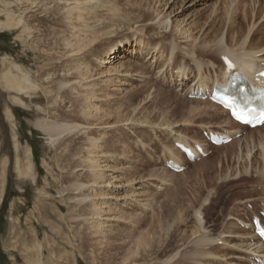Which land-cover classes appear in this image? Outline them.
Here are the masks:
<instances>
[{
    "label": "rangeland",
    "instance_id": "1",
    "mask_svg": "<svg viewBox=\"0 0 264 264\" xmlns=\"http://www.w3.org/2000/svg\"><path fill=\"white\" fill-rule=\"evenodd\" d=\"M7 1L14 0H0V11L14 9L23 23L20 29L0 30V264H264L251 261L255 255L249 245L261 240L251 237L253 227L243 225L253 224L264 211L259 173L264 171V130L240 129L216 108L201 117L189 114L190 89L198 88L199 75L202 81L215 80L226 67L217 42L239 49L252 31L247 45L264 50V0H179L175 12L168 6L160 15L166 0H128L142 3L143 10H128L126 0H15L22 3L12 9ZM116 2L122 16H114ZM232 5L238 8L237 24L245 14L246 24L230 26ZM176 24L189 29L191 37L177 32ZM23 25L30 31L24 33ZM94 37L93 45L78 51ZM172 43L178 47L173 51ZM155 47L159 53L149 55ZM122 53L120 69L103 77L107 62ZM13 64L35 83L24 95L26 105L15 103L16 94L1 84ZM180 67L187 74L184 81L177 77ZM92 88L97 99L83 102ZM86 102L106 117L94 121L88 109L90 119L83 117ZM43 118L67 119L80 130L52 145L35 127ZM218 132L233 135V146L226 144L230 149L209 143L207 134ZM180 135L193 144L202 141L207 155L194 162L184 156L178 172L183 175L174 177L165 148ZM94 139L103 147L89 154ZM247 152L253 153L251 159ZM95 160L108 164L94 169L114 178L112 185L91 186ZM98 205L100 216L94 214ZM199 210L211 237L224 239L208 247L213 258L192 262ZM181 214L185 222L174 223ZM138 216L145 217L139 222ZM141 233L154 237L152 247L135 262H124Z\"/></svg>",
    "mask_w": 264,
    "mask_h": 264
},
{
    "label": "bare ground",
    "instance_id": "2",
    "mask_svg": "<svg viewBox=\"0 0 264 264\" xmlns=\"http://www.w3.org/2000/svg\"><path fill=\"white\" fill-rule=\"evenodd\" d=\"M120 1V0H119ZM172 0H166L164 2V5L161 7V10L162 11H156V12H159L158 15H160L161 13L165 12V9L169 6V9L171 10V8L173 9L171 14L173 12L176 11V5L179 3L177 1L179 0H174L171 4ZM230 1V0H229ZM228 1V2H229ZM235 1L234 3H236L237 1L236 0H231L230 2H233ZM240 0H238V3H239ZM131 1H128L126 0V6L129 7L128 10H133V9H139V10H143L144 9V6L142 5V3H139V5L137 4H134V5H131L130 4ZM163 0H161L160 3H162ZM185 2V1H184ZM17 3H22V2H17V1H7L6 3V7L9 8V9H12L13 6H16ZM34 3V2H33ZM115 4V3H114ZM119 4L120 2H116L115 6L116 8L118 7V10L117 12H115L114 16H117V15H121V8L119 7ZM183 4V3H182ZM232 4V3H231ZM240 4V3H239ZM19 6L22 5V4H18ZM17 5V6H18ZM180 5V4H179ZM230 5V4H228ZM235 5V4H233ZM232 5V6H233ZM23 7V6H22ZM182 7V6H181ZM227 7V6H226ZM229 7V6H228ZM234 8V11L232 12L234 14H232V18H230V26L233 27L234 24L236 25H242V24H246V20H247V16L245 14V17H244V20L240 21L239 24H237V19H238V16H237V6H233ZM163 8V9H162ZM8 9V10H9ZM178 9V8H177ZM231 9V7H230ZM232 9V10H233ZM13 10H10L8 11L7 14H3L2 11H0V30L3 29V28H19L20 25H22L23 23V19L22 18H17L15 17V14L13 13ZM112 10L114 11L115 9L112 8ZM127 10V9H126ZM125 10V11H126ZM229 10V9H228ZM230 10V12L232 11ZM226 12V11H225ZM229 12V13H230ZM19 13V12H18ZM127 13V11H126ZM112 15V14H111ZM231 15V14H229ZM5 16V21H3V17ZM113 16V15H112ZM129 16V14H125L123 15V17H127ZM140 16H143V15H140ZM118 17V16H117ZM168 16H166L165 18H167ZM79 18L81 19L82 18V14H79ZM162 23V22H160ZM164 24V22H163ZM229 26V27H230ZM176 28H177V32L179 30L180 34L182 35H185L186 38H189L191 37V33L189 34V29H184L182 28V24H176ZM20 29V28H19ZM22 30L23 32L27 33V31H30V29L23 25L22 27ZM21 30V31H22ZM230 30V28H229ZM232 30V29H231ZM20 31V32H21ZM234 31V30H233ZM240 34H238V36H240L241 34H243L241 32V30L238 32ZM23 35V33H21ZM27 35H25L24 37H26ZM243 36V35H241ZM252 31H249L243 38V41H242V44L240 45V48L239 49H230V48H227L225 47L222 43L220 42H217L215 44V48L216 50L219 52V54L223 57V59L227 58L228 60H230L233 64L232 66L230 67L229 65H226V67L222 70V73L221 75H218L215 79V80H208V81H202L204 80V78L202 76L199 75L198 78L199 81L196 85H199L198 88L195 86L193 89H190L192 90V101H189L190 103H192V106L191 108L189 109V114L190 116L192 115V117H195V116H200V115H207L208 112H207V108H216L219 112H221V114L223 115H227L228 112L226 110H224L223 108H221L220 106H217V104H215L214 102L211 101V93L212 91L217 88V87H224L228 84V81H229V78L230 76L234 73V72H239V75L240 76H243L245 77L246 79H248V81L255 87V89H260V88H263L264 87V77H262L260 75V73L262 71H264V50H259V48L257 47L256 49H252L249 47V44L247 45L249 39L252 37ZM22 37V36H21ZM87 38V37H86ZM28 39V38H27ZM89 39V38H88ZM227 39V38H226ZM84 40V39H83ZM82 40V41H83ZM90 40V39H89ZM87 41L89 44L88 45H83V44H79L77 46V49L78 51H81L83 47H86V46H91L92 43H94L96 41L95 37L90 40V41ZM81 41V42H82ZM223 42V41H222ZM24 44V43H23ZM26 44V43H25ZM227 44V43H226ZM93 45V44H92ZM245 47V50L243 51L242 49H244ZM247 47V48H246ZM178 47L175 45V43H172L171 44V50H175L177 49ZM248 48H250L251 50H248ZM149 50V49H148ZM153 50V51H152ZM157 50V51H156ZM150 53L149 55H154L155 53L157 54V52L159 53V50L155 47V48H151V50H149ZM125 53V52H124ZM263 54V55H262ZM116 55V54H115ZM122 55L121 56H115V57H112L114 61L112 60H109L110 62H107V66L104 70V74H103V77H110V76H113L115 74V72H117L119 69H120V66H118V62L121 61L120 59H125V55L122 53L120 54ZM215 58V57H213ZM172 59V58H171ZM173 60V59H172ZM194 60V59H193ZM13 61V60H12ZM112 61V62H111ZM17 62V61H16ZM198 65L199 67V70H201V65L200 63L197 61L196 63V66ZM10 66V65H8ZM123 66V65H121ZM6 67V66H5ZM137 67V66H136ZM140 67V66H139ZM135 68V67H134ZM130 69V68H129ZM5 70V69H4ZM3 70V71H4ZM88 70V69H87ZM86 70V75L88 74L89 70L87 71ZM173 71V70H172ZM69 72V71H68ZM83 73V72H81ZM69 74V73H68ZM79 76H81L80 72H78ZM84 74V73H83ZM83 74H82V77H83ZM201 74V73H200ZM2 75V74H1ZM85 76V75H84ZM177 77L179 81H184L185 78L187 79V74L185 73V70H183L182 67L179 68V71L177 72ZM98 79V78H97ZM1 84H3V86L10 92H13L15 93V98H14V102L19 104L20 105H26L25 104V101H24V95L28 94V92L30 91L31 88L34 87V84L29 76L25 73L24 69L22 68L21 65L19 64H13V67H11L8 71H6L5 73H3L2 77H1ZM68 82V81H67ZM212 82V86L210 87V83ZM181 83V82H180ZM107 85H109L108 83H106ZM66 85V84H61L60 88H63V86ZM110 86V85H109ZM73 89V88H72ZM71 89V90H72ZM75 90V89H74ZM153 90V89H152ZM104 91V90H103ZM159 91V90H158ZM208 91H209V94H208ZM156 92V91H155ZM190 92V91H189ZM251 93V92H250ZM97 95V91L95 89H90V90H87L85 95L83 96V102L84 101H88L89 99L91 100L92 98H96ZM149 96V95H148ZM12 97V96H11ZM87 103V102H86ZM24 107V106H23ZM83 109V117L87 118L88 120L90 119V116H89V113L87 111L88 110H92L91 113H92V117L94 119V121H98V120H101L103 119V117H106L107 114H104L102 115V113L100 114H97V112L101 111L100 108H98L97 106H94V105H88V103L86 105H83L82 107ZM137 109V108H136ZM99 110V111H98ZM50 113V112H48ZM188 113V112H187ZM129 115V114H128ZM10 116V115H9ZM118 116H121V112H118ZM201 117V116H200ZM127 119V118H126ZM128 120V119H127ZM147 120V119H146ZM228 121L230 122V124H233L235 125L236 127H239L240 129H244V128H247L246 126H243L237 122H235L234 120L232 119H228ZM166 123V122H165ZM171 124H169L170 126ZM35 127L40 131L42 132L45 136L48 137L50 143L52 145H57L58 143H60L61 141L69 138V137H72V136H75V134L77 133L78 130H80V126H78L77 124H74V123H70L67 121V119H62L61 121L59 120H51V119H47V118H43V119H39L36 121L35 123ZM170 129V127H168ZM249 129V128H248ZM254 132H261L264 130V125L262 127H259V128H255V129H252ZM236 134V133H235ZM208 135V140H209V143H211L212 145H215L216 149L218 150H221V149H230L229 147L230 146H233V140L231 141L232 142V145L230 144L229 145H226V144H229V143H222V144H214L213 141L211 140V134H207ZM212 135L214 137H218V138H231L233 135H230V133L226 134L224 132H218V133H212ZM250 138V137H249ZM168 139V138H167ZM176 141L174 142V145L169 147V150L168 148H165V150H167V154H169V157H167V164L169 162L171 163H174L176 165H179V166H182L183 165V160L184 159L183 157L185 156V158L188 160V161H191V162H194L196 160H198L199 158H203L207 155V150L200 144L201 142L200 141H196V143H191V141H189V139H187L185 136H178V138L175 139ZM264 140V138L262 139ZM95 142H93L92 144V149L89 150V154H93L95 152L97 153H101V150L100 148H102V144H100V140L98 139H94ZM16 142V150L15 152L16 153V160H17V164L20 163V151H19V144L17 141ZM163 148V147H162ZM185 149H188L191 151L192 153V156L194 158H196V160L194 159H191L189 157V155H187L185 153ZM97 150V151H95ZM232 150V149H231ZM230 151V150H229ZM233 151V150H232ZM231 152V151H230ZM235 152V151H234ZM242 150L240 151V154L243 155L242 153ZM252 152H247V158L248 159H251V156H252ZM227 156V155H225ZM31 159V158H30ZM239 159H240V155H239ZM108 165V164H107ZM106 166H101L100 164V160H95L93 161L92 165H91V169L92 170V174H91V182L93 185H91L92 187H95L98 186L99 184H109V185H112L113 182L112 180L114 178H110L109 180L106 178V176L104 175L103 173V170L100 171V170H96L94 168H103V167H107ZM198 164H196L195 166H197ZM161 170V169H160ZM168 170V169H167ZM162 171V170H161ZM21 173V171H19ZM105 172V171H104ZM171 176H174L177 175L176 173H178L179 171H175L173 169H171L169 167V171H168ZM245 172L249 173L248 169L245 170ZM260 176L264 177V171H260ZM179 174V173H178ZM159 175V174H158ZM181 175V174H179ZM183 175V174H182ZM181 175V176H182ZM241 175V173L239 174ZM114 177V176H113ZM262 177V179H263ZM182 178V177H181ZM183 179V178H182ZM135 179H133L134 181ZM132 181V182H133ZM112 183V184H111ZM104 184V185H105ZM122 184V183H121ZM166 185V184H165ZM82 186V185H81ZM83 187V186H82ZM71 188L72 189H79L80 187L78 186V184H72L71 185ZM81 189V188H80ZM161 189V188H160ZM94 191V190H93ZM133 192V191H132ZM95 193H96V190H95ZM137 192H133V197L134 195L136 194ZM142 193V192H141ZM130 194V193H129ZM97 196V193L94 194V197ZM136 196V195H135ZM171 196V195H170ZM132 197V198H133ZM175 197V196H174ZM131 198V199H132ZM174 199V198H173ZM176 199L175 198L174 200H171L173 201V203H176ZM83 200V199H82ZM85 200V199H84ZM257 200V199H256ZM133 201V200H132ZM170 201V202H171ZM249 202V201H247ZM263 202V201H262ZM244 203V202H243ZM130 205V204H129ZM94 208V207H93ZM130 208V207H129ZM100 210H101V205H98V206H95L94 208V214L97 216H100L99 213H100ZM110 211V210H109ZM113 211V210H112ZM125 211V210H124ZM111 212V211H110ZM94 215V216H95ZM123 215V214H122ZM117 216V215H116ZM262 216H264V211L262 212ZM145 217V216H144ZM144 217H141V216H138V221L141 222ZM259 218V216H257ZM125 218V217H124ZM195 218H196V223H197V227H196V233H194V242L193 243V246H194V251H192L191 254H189V256L195 258V259H192V262H197L198 259H206V258H213L214 255L210 253V249L208 247H213V246H216V245H219V244H223V239H224V236L223 237H211L210 233L208 231L205 230L204 228V218H203V215L201 214L200 210L199 211H196L195 212ZM184 223L185 222V216L183 214L180 215V218L179 219H176L174 221V223ZM243 222V221H242ZM169 224V229H167V231L170 230L174 227L173 225L175 224ZM162 224V223H161ZM160 225V223H159ZM243 225L245 227H253V234L251 235V237L253 239H256V240H261L260 239V236L256 233V229L255 227L253 226L254 224H250V223H243ZM99 226H102V224H100ZM168 228V227H167ZM166 230V229H165ZM164 232V231H163ZM166 232V231H165ZM166 234L169 235V233L166 232ZM165 236V235H164ZM153 239L154 237H150L149 234L147 233H141L138 237H136L134 239V247L132 250H130L129 252V255L127 258L124 259V262H128V261H131L133 262L134 261V258L138 257L139 253L141 251H146L148 248H151L152 247V242H153ZM155 242V241H154ZM163 244V242H162ZM249 248L251 250V254L252 255H255V257L253 256L251 261H254L256 262V259H258L260 262L262 261V263L264 262V254L263 255H259L260 253H264V242H260L259 244H252V245H249ZM147 252V251H146ZM178 255H174L171 259H170V262L173 263V261L175 262V259ZM222 257V256H221ZM137 259V258H136ZM257 261V262H259ZM135 262V261H134ZM201 262V261H200ZM253 262V263H254ZM133 264V263H131ZM256 264V263H255Z\"/></svg>",
    "mask_w": 264,
    "mask_h": 264
},
{
    "label": "snow or ice",
    "instance_id": "3",
    "mask_svg": "<svg viewBox=\"0 0 264 264\" xmlns=\"http://www.w3.org/2000/svg\"><path fill=\"white\" fill-rule=\"evenodd\" d=\"M231 67V65H229ZM260 123L264 124V116L260 118Z\"/></svg>",
    "mask_w": 264,
    "mask_h": 264
}]
</instances>
